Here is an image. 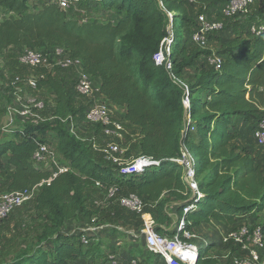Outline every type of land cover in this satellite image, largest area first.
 Listing matches in <instances>:
<instances>
[{"label":"trees","instance_id":"16d2710c","mask_svg":"<svg viewBox=\"0 0 264 264\" xmlns=\"http://www.w3.org/2000/svg\"><path fill=\"white\" fill-rule=\"evenodd\" d=\"M216 1L222 5L226 0ZM168 12L174 13L172 20ZM0 13V53L8 50L11 74L29 71L16 64L11 50L69 49L103 98L123 108L118 119L131 131L124 140L135 127L138 154L150 159L131 170L107 160L70 131L69 116L84 107L63 77L48 73L38 79V89L53 97L43 111L47 119L26 122L9 137L0 130V174L9 190L49 181L33 196L31 220L38 222L39 231L32 250L21 249L1 264H132L136 256L128 250L112 254L116 263H111L110 254L99 252L103 240L97 233L83 243L79 232L63 229L69 220L97 218L85 205V195L88 190L107 194L111 186H118L111 198L119 201L122 195L136 193L144 210L151 212L154 230L167 237L177 233L180 217L186 229L202 236L197 229L201 224L233 225L251 216L253 222L240 223L259 226L264 242V153L253 138L255 146L245 143V131L252 137L264 113V21L260 33L253 34L249 28L255 24L254 15L224 19L221 30L207 35V41L213 35L219 41L211 53L190 41L196 21L195 6L188 0H84L69 10L53 0H0ZM176 16L179 27L171 36L168 26ZM225 28L228 36H220ZM213 54L220 59L218 68L209 62ZM41 142L61 156L57 162L66 170L34 163ZM182 151L192 155L196 192L184 180ZM191 203L193 207L183 212ZM101 232L106 235L108 230ZM222 247L220 240L203 243L195 264H225L216 257ZM139 259L138 264H145Z\"/></svg>","mask_w":264,"mask_h":264},{"label":"built area","instance_id":"2783aa9c","mask_svg":"<svg viewBox=\"0 0 264 264\" xmlns=\"http://www.w3.org/2000/svg\"><path fill=\"white\" fill-rule=\"evenodd\" d=\"M62 9H77L84 0H53ZM195 6V27L190 34V41L197 46L204 47L209 33L221 30L229 18L245 19L254 15V0H226L220 5L218 15L209 11L206 4L198 0H188ZM172 13L168 12L170 20ZM263 24L255 21L249 30L253 34H259ZM171 36L173 31L171 30ZM170 44V41L168 42ZM8 50L4 49L0 53V95L2 97L5 115V128L21 127L24 123L30 121H41L47 119L43 114L47 102L37 87L38 79L44 78L46 74H59L63 77L66 84L70 87L73 97L82 101L83 109L81 113L70 115L68 118L69 129L72 133L79 136L95 150L100 152L107 160L126 166V169L139 167L141 164L150 162L149 158L138 155V159L128 161L125 159V149L121 146L126 132L125 124L115 118L114 106L106 101L100 91V88L91 77L83 70L82 62L78 57L71 55L69 49L62 46H54L46 51L38 49L24 48L14 52L16 64L25 66L29 69L23 73H13L9 71L7 58L5 54ZM209 62L216 68L220 65V59L214 54L209 57ZM2 75V76H1ZM4 94L5 101H4ZM190 109L189 98H185V110ZM78 124L92 126L95 130L91 135L80 133ZM98 127V128H96ZM21 129V128H18ZM190 129H193L191 127ZM254 142L261 147L264 153V113L257 120L252 130ZM33 161L36 165L58 164L55 152L49 143L41 142L33 153ZM184 171V180L196 192L197 179L192 165V155L187 151H182V157L179 159ZM59 171L66 170L63 165L58 166ZM57 172L52 173L56 175ZM42 180L31 188H20L9 190L3 187L5 183L0 174V221L5 219L11 211L23 205L26 201L33 198L38 186H41ZM118 186H111L107 190L108 197L114 196L118 191ZM122 206L136 213H145V204L140 197L130 192L120 198ZM193 207L189 204L183 208L187 212ZM146 214V213H145ZM146 217V216H145ZM148 217V216H147ZM150 217V216H149ZM150 221L151 217L149 218ZM145 220V227L135 235H140L148 248L153 249L164 255L167 264H195L199 255V246L194 239L200 236L191 230L185 228V219L180 217L175 228L177 233L167 237L154 230V225ZM148 222V223H147ZM96 223L93 217L87 222L86 227L79 230V237L83 243L89 242L90 233L101 230L104 227L92 225ZM101 228V229H99ZM220 244L225 248L218 254L220 262L228 264H264L261 252L264 254V242L259 226L250 228V224L243 222L235 228H228L220 237ZM207 244V240H203ZM232 248H235L233 250ZM111 263H116L114 256L110 255ZM82 264V263H74ZM132 264H138L137 260H132Z\"/></svg>","mask_w":264,"mask_h":264},{"label":"rangeland","instance_id":"374dc122","mask_svg":"<svg viewBox=\"0 0 264 264\" xmlns=\"http://www.w3.org/2000/svg\"><path fill=\"white\" fill-rule=\"evenodd\" d=\"M206 4L207 9L209 10L212 9L213 5L214 7H216L213 12L217 10V7L221 5L216 0H207ZM216 4L218 5L215 6ZM173 14L174 13H172V16H174ZM2 15L3 14L0 13V17ZM254 18L255 21L258 20L259 22L263 23L264 0H255ZM229 26H231V23H229ZM173 27V33H176L179 27L177 16L175 17V22H171L168 26L170 34ZM225 31H227L226 28L223 32L221 31L219 35L228 36L229 33ZM213 36V39H208L209 41H207L205 46L203 47L204 50L210 51L211 53H214L216 47L219 46V41L215 39L216 35ZM203 58L204 57H201V59ZM40 93L44 96L47 103L53 102V97L50 94H48L44 90H40ZM1 99L2 97L0 95V130L2 131V133L6 134L9 137L13 134V131L16 128L12 126L10 128H5L6 120L5 115L2 112ZM125 130L126 132H131L129 128H126ZM191 130L193 131V129ZM245 137L247 138L245 142L247 145L255 146L249 130L245 131ZM136 141L137 140L135 138V135L132 134L130 137L125 140L123 139V141L120 142L121 146L125 150H127L126 153L128 155H125V159L128 161L138 159L139 154L136 149ZM55 157L59 159V162L62 161V158L58 153L55 154ZM85 196V205L87 206V208L95 210L94 214L97 216L96 223H93L92 225H100L104 228L106 227L108 230L106 235L103 234L101 230H97V236L102 238L103 240V246L99 251L101 254L105 253L114 255V253H116L117 251L123 253L124 251L128 250L130 251V253L132 252L136 256V260L142 258V261L143 263L145 262V264H155L156 260H158L157 264H167L165 262L166 259L163 254L156 252V250L154 251L153 249L148 248L146 244L143 243L140 235H135L136 233H138L136 232V230H141L143 227H145L146 219L150 221L149 218L151 217V212H145V214L125 210L121 206L118 197H108L106 193L99 190H88V193H86ZM33 207L34 197L26 201L23 205L14 210L5 220L0 222V264L5 260H11L21 249L27 250L28 252L32 250L31 246L35 244V238L39 231L38 222H34L31 220ZM152 222L153 221H150L151 225H153ZM86 225L87 220L79 217L77 219L67 221L63 229L69 234H77L79 230L83 227H86ZM200 233L202 234V236L194 239L198 246H202V244L204 243L203 240H214L212 236H208L207 232L204 231ZM95 240H97V238H95ZM106 243H108L107 248H105ZM133 249L135 251H133ZM261 258L264 259V254ZM225 264L228 263L226 262Z\"/></svg>","mask_w":264,"mask_h":264},{"label":"crops","instance_id":"0c3cea01","mask_svg":"<svg viewBox=\"0 0 264 264\" xmlns=\"http://www.w3.org/2000/svg\"><path fill=\"white\" fill-rule=\"evenodd\" d=\"M217 6V5H215ZM214 8V6H212ZM113 116L115 118H122L123 116V108L119 107V106H115L114 107V114ZM79 126V131L80 133L84 134V135H91L94 131V129L91 126H87V125H83V124H78ZM133 135H135L136 140L138 139V133H137V129L134 127L133 128ZM170 214H174L173 209H170ZM152 220V217H151ZM254 221V218L247 217L245 219H242L238 222H236L233 225H225L223 223L220 222H216V221H211L209 223H204L201 224L197 227L198 230H200V232H207L208 236H212L214 238L215 241H218L220 239V237L222 236V234L228 229V228H232L233 226L237 225L238 223L242 222V221ZM212 227V228H211ZM211 228V229H210ZM210 229V230H209Z\"/></svg>","mask_w":264,"mask_h":264}]
</instances>
